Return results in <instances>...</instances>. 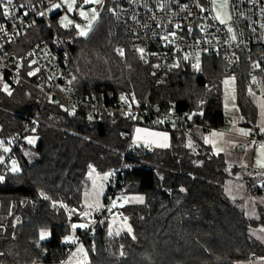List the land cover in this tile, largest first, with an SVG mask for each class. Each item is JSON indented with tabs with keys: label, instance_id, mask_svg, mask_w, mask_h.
I'll use <instances>...</instances> for the list:
<instances>
[{
	"label": "trees",
	"instance_id": "trees-1",
	"mask_svg": "<svg viewBox=\"0 0 264 264\" xmlns=\"http://www.w3.org/2000/svg\"><path fill=\"white\" fill-rule=\"evenodd\" d=\"M62 35L70 53L72 89L107 105L121 96L128 102L133 93L141 99L150 91L151 103L162 111L189 108L201 112L212 129L223 126L221 86L229 74L219 58L202 54L193 64L183 59L153 83L149 61L115 51L121 37L108 4L87 36L76 35L72 28ZM17 40L6 44L7 53L15 55ZM17 73L12 91L3 89L5 77L0 81V158L2 147L33 116L36 124L27 135L38 139L26 151L22 149L29 143L12 151L18 170L0 178V264L61 262L73 245L65 237L82 214L89 171L104 173L121 165L120 199L143 194L144 200L120 202L124 223L103 219L82 238L87 256L83 264H236L264 255L261 240L251 231L257 222L247 221L224 193L225 161L195 134V128L205 132L201 127L175 129L139 120L138 126L168 131L170 144L151 148L131 142L126 151L132 118L115 110L100 121L76 107L70 112L67 103L45 100L31 84L40 77L36 68L23 64ZM234 76L237 107L248 119L242 125H249L256 106L247 89L248 76L244 71ZM42 233L48 237L41 238ZM80 234L78 229L76 236Z\"/></svg>",
	"mask_w": 264,
	"mask_h": 264
},
{
	"label": "built area",
	"instance_id": "built-area-1",
	"mask_svg": "<svg viewBox=\"0 0 264 264\" xmlns=\"http://www.w3.org/2000/svg\"><path fill=\"white\" fill-rule=\"evenodd\" d=\"M61 0H34L17 7L15 0L8 5L9 14L3 15L0 22V76L7 79L9 91L19 79L16 56L6 52V44L14 41L25 28L33 23L42 22V38L32 44L29 54L40 77L31 80L44 94L45 100L65 102L79 108L90 119L102 120L109 111H119L133 119V129L139 120L152 125L170 124L175 129L201 127L211 131L201 112L189 108L162 111L159 105L151 103L148 91L141 99L134 93L128 102L118 100L107 105L87 94L69 86V48L59 26L61 9L53 5ZM219 0H101L100 3H85L76 0L77 7L95 10L97 19L104 5H109L118 31L120 41L115 47L117 53L130 51L141 56L151 64L153 83L165 75L173 65L186 59L194 61L193 54H208L219 58L229 75L244 71L248 81L261 78L263 81L264 101V0H221L227 3L228 22L221 23L213 10V3ZM6 3V0H3ZM57 13L54 18L51 16ZM42 14V15H41ZM75 15V11H74ZM231 29V31H229ZM143 51H140V50ZM150 90V89H149ZM35 116L23 123L2 147L0 158V177L5 175L12 162V151L29 143L28 132L35 125ZM264 143V133L251 134L246 146H260ZM131 146V137L127 149ZM7 149V151H5ZM121 165L108 171V193L104 207L92 210L85 219L88 225L81 230L77 241L73 243L67 256L58 264H64L69 255H75V249L82 238L90 235L97 224L105 220L124 223L126 216L120 206L119 176ZM264 188V184L261 185ZM115 204V207L113 206ZM81 264V263H80Z\"/></svg>",
	"mask_w": 264,
	"mask_h": 264
},
{
	"label": "rangeland",
	"instance_id": "rangeland-1",
	"mask_svg": "<svg viewBox=\"0 0 264 264\" xmlns=\"http://www.w3.org/2000/svg\"><path fill=\"white\" fill-rule=\"evenodd\" d=\"M31 0H17V7L29 4ZM69 4H72L71 10H69ZM55 5H59L58 8L61 9L62 15L59 17V26L63 30L73 29L76 32V35L85 37L87 36L95 21L94 17L97 16L96 12L90 10V7L80 8L77 7L76 0H61ZM213 10L215 15L220 21H223L224 24L228 22V9L227 3L225 1H215L213 3ZM75 11V15H74ZM85 12L87 18L80 15L81 12ZM68 21H71L69 24ZM222 23V22H221ZM67 26H64V25ZM89 24L91 27L89 28ZM76 25L80 27L77 28ZM43 23H33L18 35V40L15 43L17 51L15 53L17 60L19 61V67L21 65H26L28 68H32V71H35V67L32 63L31 56L29 54V48L35 42L39 41L42 38L40 33ZM81 31L87 32V35H81ZM26 47V48H25ZM202 54L196 53L193 54L194 58L199 61V58ZM3 78L0 76V81ZM238 78L234 75H226L222 88V106L224 112V124L219 126L214 130L204 132L205 143L210 146L211 150L215 154L222 155L225 165L228 171V176L224 179L223 189L224 193L230 199L236 201L238 207L243 211L245 219L249 222L256 221L257 224L251 227V231L259 237L264 246V192L262 191H253V185H261L264 181V143L255 148H248L246 146L247 137L252 131L262 130L264 127V110H263V81L261 78H255L248 82V92L251 93L253 102L256 104V113L253 119L250 120L252 127H242V123H245L248 120L244 115L240 114L236 98H237V83ZM227 81V83H225ZM7 86V90H5ZM3 89L9 91V86L7 83L3 84ZM120 97V101L124 100ZM70 112H74L75 109L69 106ZM215 133V135H214ZM247 133V134H245ZM36 134H31L28 138L29 146L22 149L26 151L33 147L37 142ZM207 141V142H206ZM133 144L136 145L137 142L133 141ZM144 147H149L144 145ZM153 148V147H151ZM13 169L18 170V164L14 161L11 162L9 168L10 171ZM16 171V170H15ZM1 176L0 178H2ZM89 185L84 190L82 195V207L80 219L74 221L71 224V231L65 237L66 241L72 243L77 241L78 236H76V231L78 229H84L88 223L85 217L94 209H100L104 207V200L107 194V179L108 173H97L93 170H90L88 173ZM250 183H254L250 185ZM121 203L130 204V203H142L144 200L143 194H132L121 197ZM263 219V222L259 223L260 219ZM75 225L76 227H73ZM83 225V227H81ZM44 237H48V234ZM87 260L86 253L81 245L77 246L75 249V255H69L64 262V264H79L84 263ZM28 264H58V263H48V262H31ZM237 264H258V262H252V260L243 259L238 261ZM264 264V262H262Z\"/></svg>",
	"mask_w": 264,
	"mask_h": 264
},
{
	"label": "crops",
	"instance_id": "crops-1",
	"mask_svg": "<svg viewBox=\"0 0 264 264\" xmlns=\"http://www.w3.org/2000/svg\"><path fill=\"white\" fill-rule=\"evenodd\" d=\"M262 99H263V97H262ZM263 103H264V101H263ZM262 107L264 110V104ZM249 126L252 127L251 124L242 125V127H244V128L249 127ZM138 129H140L141 131L138 132L137 131ZM212 130H214V129H212ZM194 131H195V134L205 142L204 137L202 136V135H204V131H202L200 128H195ZM148 133H156V134H162V135L150 136V135H148ZM262 133H264V127L262 130H256V132H254L252 129V131L249 133V135H251V134H262ZM165 136H166V138H165ZM131 139H132L131 142H133V141L137 142L136 145L142 144V145H146V146L153 147V148H166L170 144V134L168 131L159 130V129H152V128L144 127V126H136L132 130ZM255 147H257V146L248 147V148L251 149V148H255ZM93 171L96 172V170H94V169H93ZM263 184H264V181L261 183V185H263ZM256 185L257 184L253 185L254 191H256L255 189H256V187H258L257 188V189H259V190H257L258 192L259 191L264 192V188H262L261 185H259V186H256ZM248 260H252V262L254 261V262H258V264H262V262H264V255H260L258 257H252L251 259H248ZM237 263L238 262H236V264ZM78 264H79V262H78ZM81 264H83V263H81Z\"/></svg>",
	"mask_w": 264,
	"mask_h": 264
},
{
	"label": "snow or ice",
	"instance_id": "snow-or-ice-1",
	"mask_svg": "<svg viewBox=\"0 0 264 264\" xmlns=\"http://www.w3.org/2000/svg\"><path fill=\"white\" fill-rule=\"evenodd\" d=\"M74 2V0H73ZM84 2L87 4V3H90V2H95V3H100L101 0H84ZM13 3V0H6V3H3V0H0V7H2V10H3V15L4 16H7L9 14V8H8V5H11ZM59 5H53V8H58ZM72 8V4H69V10H71ZM95 11V10H93ZM42 15V14H41ZM81 16L87 18L86 16V13L85 12H81L80 13ZM95 18V17H94ZM223 23V21H221ZM68 23L70 24L71 21H68ZM64 26H67L66 24ZM77 28H79L80 26L79 25H76ZM91 27V24H89V28ZM229 31H231V29H229ZM81 35H87V32H84V31H81L80 33ZM140 51H143L142 49ZM32 73H30L31 75ZM225 83H227V81H225ZM5 90H7V86H5ZM122 99H125L124 97H122ZM138 132H140L141 130L138 129L137 130ZM247 134V133H245ZM148 135L150 136H155V135H162V134H156V133H148ZM215 135V133H214ZM166 138V136H165ZM30 143L32 142L31 140L29 141ZM207 142V141H206ZM166 146V145H165ZM5 151H7V149H5ZM261 166H264V164H262ZM14 171L17 170V169H13ZM115 207V204L113 205ZM73 227H76L75 225H73ZM81 227H83V225H81ZM46 235V233H42L41 234V238H43L44 236Z\"/></svg>",
	"mask_w": 264,
	"mask_h": 264
},
{
	"label": "water",
	"instance_id": "water-1",
	"mask_svg": "<svg viewBox=\"0 0 264 264\" xmlns=\"http://www.w3.org/2000/svg\"><path fill=\"white\" fill-rule=\"evenodd\" d=\"M192 64H193V59H192Z\"/></svg>",
	"mask_w": 264,
	"mask_h": 264
}]
</instances>
